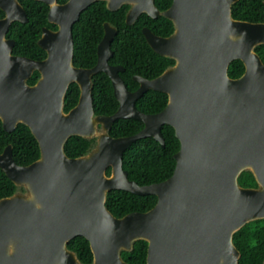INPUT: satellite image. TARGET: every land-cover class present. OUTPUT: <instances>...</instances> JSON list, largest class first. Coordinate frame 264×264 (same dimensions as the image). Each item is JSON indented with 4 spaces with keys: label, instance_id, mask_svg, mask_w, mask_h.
<instances>
[{
    "label": "water",
    "instance_id": "obj_1",
    "mask_svg": "<svg viewBox=\"0 0 264 264\" xmlns=\"http://www.w3.org/2000/svg\"><path fill=\"white\" fill-rule=\"evenodd\" d=\"M50 7L38 44L48 54L43 61L15 56L16 41L7 38L14 22L28 23L20 0H0V119L8 133L29 127L40 157L18 165L13 147L0 154V169L16 187L0 199V264H87L68 247L82 236L90 243L89 264H130L122 256L139 240L148 243L147 264H239L234 235L249 223L264 220V63L256 52L264 45V23L234 19L240 0H173L161 11L155 0H35ZM97 1L110 11L130 5L128 25L142 14L163 16L174 24L169 37L144 28L156 53L175 61L159 77L136 76L132 92L120 76L121 66L109 63L118 28L107 22L93 68L74 65L73 26ZM244 63L239 79L229 76L233 62ZM35 72V85L28 81ZM112 80L119 109L97 115L93 77ZM76 83L78 104L66 112V95ZM168 94L164 110L147 114L137 108L147 91ZM119 119H136L145 127L137 134L113 137ZM170 125L181 142L174 155L173 174L166 180L139 185L128 178L123 156L138 140L153 137L163 147V126ZM95 145L70 158L65 145L72 137ZM110 169V174L107 170ZM258 187L244 188V173ZM124 190L155 195L146 212L115 217L107 208L108 193Z\"/></svg>",
    "mask_w": 264,
    "mask_h": 264
},
{
    "label": "trees",
    "instance_id": "obj_2",
    "mask_svg": "<svg viewBox=\"0 0 264 264\" xmlns=\"http://www.w3.org/2000/svg\"><path fill=\"white\" fill-rule=\"evenodd\" d=\"M66 3L68 0H58ZM24 6L29 22L27 24L15 22L10 28L8 37L16 41L13 53L34 60H43L47 53L38 42L42 37L43 28L56 29L48 20L49 6L35 0H20ZM161 10L168 9L173 0H155ZM129 7L111 12L103 1H99L87 8L79 21L73 27L75 42L74 63L78 67L91 68L97 64L98 45L104 36V23L111 22L118 27L119 32L112 43L115 51L110 63L122 65L126 72L122 77L129 89L135 91L139 83L134 75L155 78L161 75L174 60L156 53L148 44L142 30L150 28L160 36H169L174 31L172 21L165 17L153 19L142 14L137 22L130 26L126 23V13ZM234 19L251 23H264V0H240L232 8ZM5 16L0 9V19ZM256 52L264 63V45ZM245 65L235 61L229 69L232 79H239L245 73ZM40 74L36 72L30 79V84L38 81ZM94 105L98 115H112L119 108V102L114 95L111 79L105 73L94 76ZM80 89L73 84L66 96V112H69L79 102ZM169 102L166 93L149 90L137 101V108L147 114L159 113ZM145 124L136 119H119L111 130L113 137L131 136L139 133ZM163 134L166 146L163 147L153 137L144 138L134 143L123 156V168L128 172L130 180L139 185L159 183L168 179L174 172L177 161L174 155L180 150L181 142L176 136L175 129L164 125ZM94 142L84 138L72 137L65 145V153L70 158L84 155L92 148ZM13 147V158L18 165L27 166L40 157L39 145L31 129L20 124L13 133H8L0 119V153L8 146ZM107 173H110L108 169ZM244 188L255 187L256 180L252 173H244L239 179ZM16 187L0 169V199L14 194ZM158 198L155 195H137L124 190H113L108 193L107 208L115 217H123L132 212H145L153 208ZM234 245L241 253L239 264H262L264 261V220L252 222L234 235ZM68 247L78 254L84 263L93 261L90 243L82 236L72 239ZM148 244L145 241L136 242L132 252H123V258L130 264H146Z\"/></svg>",
    "mask_w": 264,
    "mask_h": 264
},
{
    "label": "flooded vegetation",
    "instance_id": "obj_3",
    "mask_svg": "<svg viewBox=\"0 0 264 264\" xmlns=\"http://www.w3.org/2000/svg\"><path fill=\"white\" fill-rule=\"evenodd\" d=\"M68 1H69V0H68ZM68 1H67V2H68ZM58 2H59V1H58ZM67 2H66V3H67ZM97 2H99V1H97ZM103 2H104V1H103ZM95 3H96V2H95ZM105 3H106V2H105ZM172 3H173V2H172ZM60 4H65V3H60ZM93 4H94V3H93ZM93 4H92V5H93ZM155 4H156V2H155ZM106 5H107V3H106ZM171 5H172V4H171ZM124 6H128V7H129V9H128V11H127V13H128L129 10H130V8H131L130 5H124ZM124 6H123V7H124ZM156 6H157V5H156ZM89 7H90V6H89ZM89 7H88V8H89ZM157 7H158V6H157ZM170 7H171V6H170ZM170 7H169V8H170ZM107 8H108V7H107ZM169 8H168V9H169ZM120 9H121V8H120ZM120 9H119V10H120ZM49 10H50V7H49ZM108 10H109V9H108ZM160 10H161V9H160ZM166 10H167V9H166ZM84 11H85V10H84ZM84 11H83V12H84ZM109 11H110V10H109ZM117 11H118V10H117ZM161 11H165V10H161ZM83 12H82V13H83ZM111 12H113V11H111ZM114 12H115V11H114ZM82 13H81V15H82ZM127 13H126V16H127ZM4 14H5V13H4ZM48 15H49V13H48ZM5 16H6V14H5ZM5 16H4L3 18H1V19H4ZM148 16H149V15H148ZM80 17H81V16H80ZM159 17H160V16H159ZM162 17H163V16H162ZM79 19H80V18H79ZM138 19H139V18H138ZM153 19H154V18H153ZM156 19H157V18H156ZM48 20H49V19H48ZM168 20H169V19H168ZM78 21H79V20H78ZM78 21H77V22H78ZM77 22H76V23H77ZM107 22H109V21H106L105 23H107ZM136 22H137V21H136ZM14 23H15V22H14ZM20 23H21V22H20ZM76 23H75V24H76ZM105 23H104V25H105ZM109 23H111V22H109ZM126 23H127V22H126ZM172 23H173V22H172ZM25 24H27V23H25ZM75 24H74V25H75ZM111 24H112V23H111ZM12 25H13V24H12ZM52 25H54V24H52ZM112 25L115 26L114 24H112ZM133 25H134V24H133ZM173 25H174V24H173ZM54 26H56L57 28H56V29H52V30L57 31V30H58V26H57V25H54ZM130 26H132V25H130ZM73 27H74V26H73ZM115 27H116V26H115ZM10 28H11V27H10ZM44 28H45V27H44ZM44 28H43V29H44ZM47 28H48V27H47ZM117 28H118V27H117ZM144 28H148V27H144ZM144 28H143V29H144ZM49 29H51V28H49ZM9 31H10V29H9ZM118 32H119V29H118ZM142 32H143V30H142ZM173 32H174V31H173ZM8 33H9V32H8ZM154 33H155V32H154ZM155 34H156V33H155ZM172 34H173V33H172ZM172 34H171V35H172ZM104 35H105V28H104ZM117 35H118V34H117ZM159 36H160V35H159ZM169 36H170V35H169ZM169 36H162V37H169ZM116 37H117V36H116ZM116 37H115V38H116ZM7 38H8V39H11V38L8 37V34H7ZM73 38H74V35H73ZM103 38H104V36H103ZM103 38H102V40H103ZM145 38H146V37H145ZM12 40H14V39H12ZM102 40H101V42H102ZM146 40H147V39H146ZM113 41H114V40H113ZM101 42H100V43H101ZM100 43H99V45H100ZM112 43H113V42H112ZM148 44H149V43H148ZM99 45H98V50H99ZM15 46H16V45H15ZM151 48H152V47H151ZM111 49H112V51L114 52V55H115V51H114L113 48H112V44H111ZM152 49H153V48H152ZM74 50H75V42H74ZM153 50H154V49H153ZM13 51H14V50H13ZM46 53H47V52H46ZM97 53H98V52H97ZM13 54H14V53H13ZM14 55H15V54H14ZM114 55L110 58V60L114 57ZM15 56H19V55H15ZM20 57H24V56H20ZM47 57H48V54H47ZM47 57H46L45 59H47ZM27 58H28V57H27ZM98 58H99V55H98ZM30 59H31V58H30ZM45 59H43V60H45ZM33 60H34V59H33ZM43 60H37V61H43ZM110 60H109V63H110ZM73 61H74V60H73ZM97 63H98V60H97ZM174 64H175V61H174ZM174 64H172V65H174ZM74 65H75V63H74ZM96 65H97V64H96ZM96 65H95V66H96ZM110 65H112V66H121V67L125 68V67L122 66V65H114V64H112V63H110ZM75 66H76V65H75ZM95 66H94V67H95ZM170 66H171V65H170ZM76 67H78V66H76ZM78 68H83V67H78ZM91 68H93V67H91ZM87 69H88V68H87ZM245 69H246V68H245ZM125 72H126V68H125V71L120 72V76L122 77L121 74H122V73H125ZM245 72H246V70H245ZM35 73H36V72H35ZM35 73H34V74H35ZM38 73H39V72H38ZM101 73H104V72H101ZM39 74H40V73H39ZM105 74H106V73H105ZM244 74H245V73H244ZM106 75H107V74H106ZM33 76H34V75H33ZM33 76H32V77H33ZM95 76H96V75H95ZM136 76L144 77V76H142V75H134L133 78H134L135 81H137V80L135 79ZM159 76H160V75H159ZM159 76H158V77H159ZM40 77H41V75H40ZM40 77L38 78V81H39ZM109 78H110V77H109ZM144 78H146V77H144ZM155 78H157V77H155ZM155 78H152V79H155ZM110 79H111V78H110ZM122 79H123V77H122ZM147 79H150V78H147ZM123 80H124V79H123ZM29 81H30V80H29ZM29 81H28V83H29ZM38 81H37V82H38ZM111 81H112V80H111ZM37 82H36V83H37ZM93 82H94V77H93ZM124 82H125V80H124ZM137 82H138V81H137ZM36 83H35V84H36ZM125 83H126V82H125ZM138 83H139V82H138ZM29 84H30V83H29ZM35 84H33V85H35ZM73 84H76V83H73ZM73 84H72V85H73ZM112 84H113V82H112ZM30 85H32V84H30ZM72 85H71V86H72ZM126 85H127V84H126ZM71 86H70V88H71ZM78 87H79V86H78ZM127 87H128V85H127ZM70 88H69V90H70ZM113 88H114V86H113ZM139 88H140V83H139V87H138V89H139ZM79 89H80V87H79ZM128 89H129V87H128ZM138 89H136L135 91H137ZM69 90H68V92H69ZM129 90H130V89H129ZM93 91H94V88H93ZM130 91H132V90H130ZM135 91H132V92H135ZM153 91H154V90H153ZM147 92H148V91H147ZM147 92H146V93H147ZM67 94H68V93H67ZM114 95H115V89H114ZM144 95H145V94H144ZM144 95H143V96H144ZM66 96H67V95H66ZM80 96H81V89H80ZM143 96H142V97H143ZM93 97H94V95H93ZM115 97H116V96H115ZM116 99H117V98H116ZM79 100H80V98H79ZM117 100H118V99H117ZM137 101H138V100H137ZM118 102H119V101H118ZM77 104H78V103H77ZM136 105H137V103H136ZM119 106H120V103H119ZM94 107H95V105H94ZM72 109H73V108H72ZM118 109H119V108H118ZM96 114H97V113H96ZM155 114H156V113H155ZM97 115H98V114H97ZM112 115H113V114H112ZM106 116H110V115H106ZM2 123H3V122H2ZM144 127H145V126H144ZM163 127H164V126H163ZM131 136H132V135H131ZM124 137H125V136H124ZM81 138H82V137H81ZM116 138H118V137H116ZM92 141L94 142V144H93V146H94L95 143H96V139H95V140H92ZM93 146H92V147H93ZM91 149H92V148H91ZM89 150H90V149H89ZM0 154H1V153H0ZM109 170H110V169H109ZM107 171H108V170H107ZM127 173H128V172H127ZM107 174H108V173H107ZM109 174H110V173H109ZM109 174H108V175H109ZM254 177H255V176H254ZM128 178H129V177H128ZM255 180H256V179H255ZM257 187H258V185H257V181H256V186H255V187H249V188H253V189H255V188H257ZM151 209H152V208H151ZM145 212H146V211H145ZM258 221H261V220H258ZM255 222H256V221H255ZM249 224H250V223H249ZM139 241H140V240H139ZM142 241H144V240H142ZM137 242H138V241H137ZM145 242H146V241H145ZM135 244H136V243H135ZM135 244H134V246H135ZM147 244H148V243H147ZM147 255H148V250H147ZM146 264H147V259H146ZM262 264H264V261H263Z\"/></svg>",
    "mask_w": 264,
    "mask_h": 264
}]
</instances>
